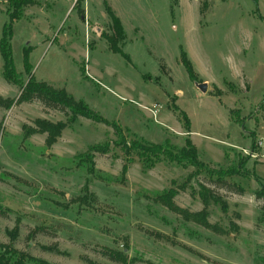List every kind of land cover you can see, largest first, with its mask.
I'll use <instances>...</instances> for the list:
<instances>
[{
	"label": "rangeland",
	"instance_id": "rangeland-1",
	"mask_svg": "<svg viewBox=\"0 0 264 264\" xmlns=\"http://www.w3.org/2000/svg\"><path fill=\"white\" fill-rule=\"evenodd\" d=\"M8 10L0 0V37ZM112 35L129 58L111 49ZM10 43L24 84L33 75L65 88L121 129L81 116L49 146L39 120L66 122L68 108L39 99L0 107V254L34 257L25 264H120L104 254L111 249L133 264H264V197H256L264 147L257 157L244 151L254 137L264 142V0H36L12 22ZM4 72L0 46V96L18 98ZM186 138L203 168L166 159L146 169L129 150L167 141L179 149ZM97 143L105 150L89 148ZM240 159L251 173L237 172ZM183 183L174 201L193 212L205 207L200 184L213 190L210 226L157 199Z\"/></svg>",
	"mask_w": 264,
	"mask_h": 264
},
{
	"label": "trees",
	"instance_id": "trees-1",
	"mask_svg": "<svg viewBox=\"0 0 264 264\" xmlns=\"http://www.w3.org/2000/svg\"><path fill=\"white\" fill-rule=\"evenodd\" d=\"M7 1L9 3L8 14L10 17V23H6L3 36L0 37V46L5 59L4 74L8 82L17 84L21 87V92L18 98L0 96V107L5 109H10L11 107L14 106V104L32 102L35 99H39L44 103V105L47 108H52V109L68 108L70 115H69V119L66 122L52 123L45 120H39L40 123L44 124V126H42V129H40L39 132H46L48 134L46 138V143L49 146H52L57 141L58 137L62 135L63 130L67 126H69L71 122H74L75 120H77L78 117L81 116L92 119L96 122L112 125L116 130V132L117 130L120 131L121 126L118 123H116L115 121L114 122L110 121L105 117H103L102 115H100L99 113L93 111L83 100L81 99L77 100L73 95L69 94L65 88H56L55 86L49 84L46 81L36 80L32 75L33 67L29 60L30 52H31L30 47L25 48L24 50V67L26 73L32 76L29 78L27 83L25 84L23 83L22 79L19 76H17L18 72L16 70V67L14 65V60L12 57V47L10 43V39L12 35V22L16 19L21 18V13L23 8L28 5L35 4L36 0H7ZM108 11L112 17V24L115 34L118 33V36L125 35V29L120 19L114 14L112 9H108ZM113 35L108 38L111 44V49L114 52H120L125 57H128V55L118 46V39H119L118 36H113ZM182 60L185 63L190 73V76L195 79L196 74L185 52H182ZM171 106L175 111L179 113L180 117L183 119L186 129L190 130V119L187 113L182 109H180V107L175 102H173ZM2 129H3V121L0 122V130ZM27 135H29V132ZM104 143L93 144L90 145L89 148L97 149V150L100 149L105 150V147H103ZM257 146H258V142L255 141V137H254L251 148L256 149ZM126 149L128 150V147H126ZM129 150L130 151L136 150L140 160L142 161L144 168L146 169H151L156 165L157 162L166 159L171 162H176L180 165H183L184 167L194 166L196 168H203L205 166L203 162L200 161L197 147L191 138H186L185 145L179 149H175L174 145L169 141H167L163 144L151 143L145 145L139 144L136 146L131 145ZM246 162L247 159H240L237 172L246 173V174L251 173V171L247 169L245 166ZM127 170H128V164H125L123 167V173L126 174ZM237 172L231 170L230 171L225 170L222 171L221 173L227 177ZM191 178H192V174L188 177L187 181L190 180ZM225 178L220 176L218 177V179L215 180L217 182H220L222 185H228L227 180ZM187 181H185V183ZM258 181L260 183V187L256 192V197L262 198L264 197V180L258 179ZM185 183H183V185H180L178 188L170 187L169 189H165L162 193L157 195V199L160 200L165 205H167L171 210L183 214L186 218H191L197 222H201L203 225L210 226L209 222L207 221V215H208L207 208L209 206L211 199L215 198L214 196H212L213 190L204 184L202 185L200 184L201 187L199 193L201 195L205 207L202 211L193 212L187 208L179 206L174 201V198L176 197L178 192L181 189L184 190L185 188H187V184ZM232 191L244 193V189L241 187L239 189ZM224 206H226L225 203ZM0 213L4 214L1 208H0ZM42 230L44 229L39 227L35 229L34 232H41ZM103 252L112 261L118 262L120 264H133V262L128 258V256L125 253L111 249H103ZM32 259H34V257L27 253L25 254L22 253L18 256L0 254V264H25L26 260L31 261ZM262 261L264 262V258H262Z\"/></svg>",
	"mask_w": 264,
	"mask_h": 264
},
{
	"label": "built area",
	"instance_id": "built-area-1",
	"mask_svg": "<svg viewBox=\"0 0 264 264\" xmlns=\"http://www.w3.org/2000/svg\"><path fill=\"white\" fill-rule=\"evenodd\" d=\"M259 144L264 147V142H262V141L260 142L259 141L258 145ZM257 148H258V146H257ZM256 149H252L251 148V151H248L247 149H244V151L246 152L247 155H250V156H253V157H257L259 153L256 151Z\"/></svg>",
	"mask_w": 264,
	"mask_h": 264
},
{
	"label": "water",
	"instance_id": "water-1",
	"mask_svg": "<svg viewBox=\"0 0 264 264\" xmlns=\"http://www.w3.org/2000/svg\"><path fill=\"white\" fill-rule=\"evenodd\" d=\"M203 91H206L208 88V84L206 83H199L198 85Z\"/></svg>",
	"mask_w": 264,
	"mask_h": 264
}]
</instances>
